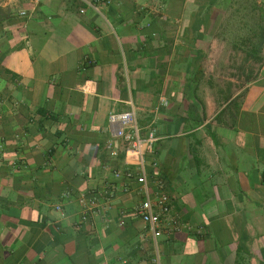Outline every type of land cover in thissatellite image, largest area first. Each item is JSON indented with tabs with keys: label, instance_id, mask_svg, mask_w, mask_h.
<instances>
[{
	"label": "crops",
	"instance_id": "obj_1",
	"mask_svg": "<svg viewBox=\"0 0 264 264\" xmlns=\"http://www.w3.org/2000/svg\"><path fill=\"white\" fill-rule=\"evenodd\" d=\"M256 2L258 30L234 0H112L105 17L78 0H0V264H152L156 250L162 264H264ZM251 40L263 61L238 85L227 75ZM132 108L158 137L150 187L171 197L157 235L108 120ZM84 194L98 199L86 221Z\"/></svg>",
	"mask_w": 264,
	"mask_h": 264
},
{
	"label": "built area",
	"instance_id": "obj_2",
	"mask_svg": "<svg viewBox=\"0 0 264 264\" xmlns=\"http://www.w3.org/2000/svg\"><path fill=\"white\" fill-rule=\"evenodd\" d=\"M78 1L82 4V7L80 8L81 13H84L87 8H91L103 17L105 16L102 7L112 3V0ZM162 104H167V100L165 98H162ZM108 120L113 136L117 139L124 140L127 145L126 153L128 162L134 163L138 166V179L142 184V189L140 190L142 200L137 207V214L143 220L144 224L148 225L150 230L157 235L162 223L165 220V216L170 212L171 197L165 191V185L162 181H159L154 190L150 187L148 179L147 152L158 140L156 130L154 128H150L148 129L146 135L142 136L141 128L139 127L137 121V115L133 108L121 112H111ZM107 148L112 151V154H116L114 142L112 140L107 142ZM122 175L132 178L134 173L131 170H128L124 174L120 171H114V176L116 178H120ZM106 196L107 198H113L114 192L108 191ZM97 201L98 199L95 195L90 197L88 194H84L82 196V202L84 204L82 221H86L88 219V214L97 206ZM57 209L60 210L61 206H57ZM169 221L170 232L176 231L180 228L177 217H170ZM121 224H124V221H121ZM152 264H162L158 250H156L152 258Z\"/></svg>",
	"mask_w": 264,
	"mask_h": 264
},
{
	"label": "rangeland",
	"instance_id": "obj_3",
	"mask_svg": "<svg viewBox=\"0 0 264 264\" xmlns=\"http://www.w3.org/2000/svg\"><path fill=\"white\" fill-rule=\"evenodd\" d=\"M235 6L241 8L242 4H247L250 6V22H251V30L257 29V21L258 19L263 17L262 11L260 9L257 10V2L256 0H234ZM255 7V8H254ZM239 12L241 10H238ZM258 30V29H257ZM237 45V42L235 43ZM250 48L252 47V42L249 43ZM250 50V49H249ZM237 54V52H235ZM261 66V61L249 55L246 58L245 54L240 57H235L233 61V70H231V74L227 75L228 77H232L236 83H245L246 81H252L259 71V67Z\"/></svg>",
	"mask_w": 264,
	"mask_h": 264
},
{
	"label": "trees",
	"instance_id": "obj_4",
	"mask_svg": "<svg viewBox=\"0 0 264 264\" xmlns=\"http://www.w3.org/2000/svg\"><path fill=\"white\" fill-rule=\"evenodd\" d=\"M261 29V28H260ZM252 42V47L250 48V52H249V55H252V57H255L256 59L260 60L261 63L263 61V58L259 55V47H258V44L257 42H254V41H250ZM259 49V50H258Z\"/></svg>",
	"mask_w": 264,
	"mask_h": 264
}]
</instances>
